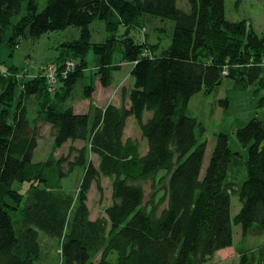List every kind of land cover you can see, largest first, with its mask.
Returning a JSON list of instances; mask_svg holds the SVG:
<instances>
[{"label":"trees","instance_id":"trees-1","mask_svg":"<svg viewBox=\"0 0 264 264\" xmlns=\"http://www.w3.org/2000/svg\"><path fill=\"white\" fill-rule=\"evenodd\" d=\"M24 1L0 0V48L69 27L78 28L81 37L63 44L56 68L65 70L57 78L53 74L56 84L40 75L21 84L16 110L20 80L14 69L9 76L0 73V264H39L47 236L58 240L61 264H205L233 247V225L242 230L239 264H264V119L253 116L235 130L246 158L232 149L226 132H217L203 173L209 140L202 119L215 120L217 104L227 110L230 98L213 102L207 115H188L196 98L215 95L225 78L234 91L253 90L264 103V33L246 19L229 20L226 0H188V11L179 0H46L41 11L39 0H28L27 12L15 22ZM146 15L175 24L171 44L162 52L132 35ZM96 19L116 34L92 44L101 57L102 86H111L112 73L122 70L113 66L117 36L135 83L128 106L92 104L80 114L62 105L87 69ZM84 90L89 98L95 91L93 86ZM32 97L41 103L34 119ZM147 112L152 114L145 119ZM130 117L148 143L144 154L137 140L124 138ZM39 119L56 129L53 150L42 161L35 159ZM76 140L87 141L90 155L99 158L96 165L90 155L83 156L86 171L77 199L62 189L66 159L56 157ZM158 174L163 198L156 201L153 193L148 202L144 187L134 182ZM100 176L112 179L115 201L104 217L93 220L87 198ZM21 183L31 186L25 204L15 190ZM233 197L241 204L234 218Z\"/></svg>","mask_w":264,"mask_h":264},{"label":"rangeland","instance_id":"rangeland-1","mask_svg":"<svg viewBox=\"0 0 264 264\" xmlns=\"http://www.w3.org/2000/svg\"><path fill=\"white\" fill-rule=\"evenodd\" d=\"M27 3L28 0H25L22 4L23 7L21 14L14 16L15 22L21 19L27 12ZM39 3L41 11L46 6V0H39ZM178 3L183 9L185 8L187 11L189 10L188 0H179ZM226 7V17L229 18V20L245 21L246 19L251 28L258 30V33L264 32V0H226ZM139 22L141 24H138V27L133 28L132 30V35L135 36V39L142 40V38H145V44H148V46L157 51V53L162 52L170 46L175 26L172 21H163L160 18L146 15L143 16ZM124 28L125 27H119L118 32L124 33ZM90 33V50L85 57L87 60V69L82 72L80 81L72 90L73 93L71 96L66 98V105L63 104L62 106L66 107L67 105H72L74 110L80 114L87 113L92 104H96L103 108L110 103L119 106H128L130 103V99H128L129 93L133 89L132 87L135 83V78L131 76L133 66H131L127 60L124 61V47L119 41L121 38L117 36L116 41L114 42L115 49L113 66L116 64L121 65L122 70L113 72V84L104 88L101 84L98 73V69H100L99 67L101 65V57L94 52V46H92V44H103L109 39H114L116 34L107 32L106 24L99 19L92 22ZM7 34L9 36L11 31L7 32ZM7 37H5V39H7ZM80 37V30L78 28L69 27L67 30L49 32L38 38L28 36L15 47L4 44V46L0 48V73L3 75L6 73L9 76L8 71L14 69L15 74H17V79L20 80L12 104L15 107L14 110H16V106H18L17 103L21 99V84L28 79L36 78L39 75L45 77L44 72L47 74L52 71L50 74H55V77L57 78V76H59L58 74L65 70L64 67L59 70L57 69L60 64V60L57 58L64 49L63 44L72 40H77ZM54 70L57 72H54ZM59 83L61 84V82ZM86 86L94 87L95 91L90 98L85 93L84 89ZM233 86L234 84L232 80L225 78L223 85L215 95H212V97H208L205 94L200 95V97L196 98L192 108L188 111V115H191L192 117H198V115H196L198 112L207 115L213 108V102L217 103L218 100L221 101L225 100L227 97L230 98V107L227 108V110L221 108L217 104L216 110H214L216 114L215 120H204L201 118L208 129L209 140L203 173L206 171L210 163L209 160L214 151L213 149L216 143L215 135L217 132H226L229 136L232 149L235 151L240 149L244 152L246 158L248 156V151H246L238 142L235 130L238 129L239 126L246 124L252 114L255 117L264 119V107L260 104L263 97L256 96L253 90H249L248 92H236L234 91ZM58 87L59 84H57V88ZM3 90L4 87L0 84V92ZM61 93L63 92L61 91ZM212 99H215L216 101ZM40 104L41 103H39L37 98L32 97L30 99V115L33 116V119L37 117V112L41 106ZM151 114V112H147L145 119L149 118ZM32 122L34 123V121ZM36 126L40 137L37 147L38 149L35 152V159L37 161H42L48 159L53 150L56 129L42 119L37 120ZM124 133V138L132 137L137 140L141 145L140 151L142 154L146 153L148 143L144 139L140 125L135 118H128ZM89 149L90 147L87 145V141L76 140L66 143L64 148L56 152L57 158L65 157L66 159L64 163L66 176L63 181L62 189L65 193L72 195L75 199H77L80 193L79 189L81 182L83 181L84 171H86L85 167L81 165V160L84 155H90ZM90 156L97 165L99 163L98 156H94L93 154ZM162 178L163 175L158 174L155 177V180L147 179L136 181L134 183L144 187L145 198L148 202H150V199L154 198L153 196L151 197L153 193L157 195L158 199L156 201H158L163 198L162 192L164 191V182L163 180H160ZM89 189L90 191L88 192L87 200L89 211L91 212V219H100L106 215V208L115 201L113 198V181L108 177L100 176L98 180L93 181ZM15 190L21 194V199H23V203L25 204L26 199L31 193V186L28 183L16 184ZM232 205L231 215L234 218L241 209V204L239 203L238 198H232ZM233 226V247L217 252L208 259L205 264H239L240 259L238 248L241 247L242 244V230L240 226ZM251 245L253 246L254 244ZM43 246L42 260L39 264H61V256L59 252L60 245L58 240L47 236L43 240Z\"/></svg>","mask_w":264,"mask_h":264},{"label":"built area","instance_id":"built-area-1","mask_svg":"<svg viewBox=\"0 0 264 264\" xmlns=\"http://www.w3.org/2000/svg\"><path fill=\"white\" fill-rule=\"evenodd\" d=\"M72 66H73V63L70 64V67H72ZM50 73H52V71L51 72H48L47 74H46V72H44L45 77L47 78V80L49 82L51 81L52 83H56L57 81H56L54 75L53 74H50Z\"/></svg>","mask_w":264,"mask_h":264},{"label":"crops","instance_id":"crops-1","mask_svg":"<svg viewBox=\"0 0 264 264\" xmlns=\"http://www.w3.org/2000/svg\"><path fill=\"white\" fill-rule=\"evenodd\" d=\"M258 31V30H257ZM260 34H261V32H259ZM264 33V32H263ZM263 107H264V103L263 104H261ZM247 116H249V115H247ZM251 117H253V114L252 115H250ZM250 117V118H251Z\"/></svg>","mask_w":264,"mask_h":264}]
</instances>
